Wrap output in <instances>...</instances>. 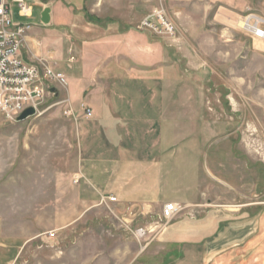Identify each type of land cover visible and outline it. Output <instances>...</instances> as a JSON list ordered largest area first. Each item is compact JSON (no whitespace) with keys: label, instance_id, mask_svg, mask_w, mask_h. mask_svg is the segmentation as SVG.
Wrapping results in <instances>:
<instances>
[{"label":"rangeland","instance_id":"rangeland-1","mask_svg":"<svg viewBox=\"0 0 264 264\" xmlns=\"http://www.w3.org/2000/svg\"><path fill=\"white\" fill-rule=\"evenodd\" d=\"M29 4L32 16H21L18 4L12 5L14 21L32 25L24 55L33 61L34 55L57 54L63 58L60 68L65 69L70 54L76 57L72 65L78 63L82 40L115 27L138 30L149 12L140 0H31ZM46 6L52 11L48 24L42 22ZM176 24L182 38L174 44L180 70L172 75L182 81L170 85L168 94L185 96L190 102L178 103L180 109L168 114L170 123L177 122L176 152L181 159L169 167L176 181L168 173L166 194L179 199L197 168L200 205L189 212L214 209L233 225L258 223L264 238V45L253 46L252 34L239 22L231 33L223 24L208 21L193 30L178 20ZM85 71L89 79L91 71ZM69 84L72 103L80 105L83 94ZM65 90L62 87L59 97L45 103L43 113L25 120L7 121L0 113V264H124L108 253L111 240L120 234L140 242L127 225L144 227V223L126 221L113 212V206H104L108 212L104 229L95 217L85 223L72 215L77 220L70 223L65 215L66 207L79 206L77 124L67 114L68 104L61 102L68 98ZM168 130L175 131L172 125ZM184 142L194 143L193 152L182 147ZM83 256L91 261L81 262Z\"/></svg>","mask_w":264,"mask_h":264},{"label":"crops","instance_id":"crops-1","mask_svg":"<svg viewBox=\"0 0 264 264\" xmlns=\"http://www.w3.org/2000/svg\"><path fill=\"white\" fill-rule=\"evenodd\" d=\"M164 3L175 22H182L190 30L208 21L211 25L223 24L231 33L239 20L250 13L264 19V0H164ZM145 5L151 11L157 4ZM110 29L102 36L81 41L75 66L60 68L63 58L54 52L59 60L58 68L67 75L65 91L73 110L69 117L75 120L78 134L75 182L79 206L65 208L69 222L77 220L72 215L85 223L92 216L104 229L108 212L100 204V198L112 195L116 200L110 206L116 215H122L128 222L144 223L150 230L142 242L117 234L108 252L114 261L264 264V238L258 233L260 224L233 225L214 209H205L200 214L189 212L200 205L197 168L179 199H170L166 194L168 173L171 181H176L169 167L173 168L181 159L176 152L177 122L170 123L168 114L180 109L178 103L190 102L185 96L168 94L170 85L177 86L182 81L181 77L172 75L180 70L174 44L181 41V36L170 40L153 37L131 26ZM251 43L259 48L264 45L254 35ZM23 56L30 60L24 53ZM87 68L91 71L89 79L85 77ZM69 81L83 94L80 105L72 103ZM85 108H90L92 115L87 116ZM169 125L175 129L173 133L169 132ZM193 145L187 142L182 147L193 152ZM171 202L191 209L162 226L163 207ZM102 238L108 247L104 234ZM89 261L84 256L81 258V262Z\"/></svg>","mask_w":264,"mask_h":264},{"label":"built area","instance_id":"built-area-1","mask_svg":"<svg viewBox=\"0 0 264 264\" xmlns=\"http://www.w3.org/2000/svg\"><path fill=\"white\" fill-rule=\"evenodd\" d=\"M31 0H0V113L5 120L18 121L20 114L27 108L33 107L35 114L44 112L45 103L50 99H56L52 87L60 92L62 87H67L68 79L64 71L58 68L59 60L50 53L47 56L34 55L35 59L27 60L23 56V47L27 41L31 24L14 21L12 5L18 4L21 16H32L33 7ZM145 3L156 2V6L145 14L137 26L138 30L149 34L175 40L179 35V28L170 15L164 0H140ZM248 23L249 27L241 26L252 35L264 39V19L255 14H248L240 21ZM76 61V57L70 54L69 65ZM61 102L68 104L67 114L73 113L69 98ZM57 104V103H56ZM87 116L92 115L90 108H85ZM77 181V180H76ZM116 200L115 196L102 195L100 204L110 207V203ZM183 210V206L176 202L167 203L163 207L162 226L171 221L177 213ZM127 229L140 242L147 238L150 230L146 227H131Z\"/></svg>","mask_w":264,"mask_h":264},{"label":"water","instance_id":"water-1","mask_svg":"<svg viewBox=\"0 0 264 264\" xmlns=\"http://www.w3.org/2000/svg\"><path fill=\"white\" fill-rule=\"evenodd\" d=\"M51 20V8L49 6H46L42 12V22L44 24H48ZM51 91L55 93V96H58V90L55 87L51 88ZM35 114V109L33 107H29L25 109L20 116L18 117V121H22L27 119L28 117Z\"/></svg>","mask_w":264,"mask_h":264},{"label":"bare ground","instance_id":"bare-ground-1","mask_svg":"<svg viewBox=\"0 0 264 264\" xmlns=\"http://www.w3.org/2000/svg\"><path fill=\"white\" fill-rule=\"evenodd\" d=\"M240 26L249 27L248 23L244 22L243 20L239 23Z\"/></svg>","mask_w":264,"mask_h":264}]
</instances>
